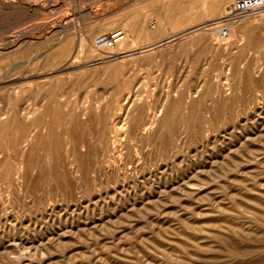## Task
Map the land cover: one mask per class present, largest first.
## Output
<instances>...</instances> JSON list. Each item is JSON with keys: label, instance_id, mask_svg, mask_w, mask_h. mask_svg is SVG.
Instances as JSON below:
<instances>
[{"label": "rangeland", "instance_id": "1", "mask_svg": "<svg viewBox=\"0 0 264 264\" xmlns=\"http://www.w3.org/2000/svg\"><path fill=\"white\" fill-rule=\"evenodd\" d=\"M127 1L59 0L57 65L52 33H0V264H264V17L216 47L264 10L158 46L226 0ZM128 15L139 53L87 58Z\"/></svg>", "mask_w": 264, "mask_h": 264}, {"label": "bare ground", "instance_id": "2", "mask_svg": "<svg viewBox=\"0 0 264 264\" xmlns=\"http://www.w3.org/2000/svg\"><path fill=\"white\" fill-rule=\"evenodd\" d=\"M129 1V0H128ZM127 1V2H128ZM236 0H226L223 4V11L220 15L214 16V15H208L206 20H202L199 22L198 26L194 29H189L188 31L184 32H177L176 30L172 32L171 36L167 39L165 43H158V46L164 45V44H170L171 42H174L178 38L180 39H187L188 36L195 35L197 33H200L203 30L211 29V33H217L213 32L221 25H224L225 23H228V17L231 15L233 6L235 4ZM73 2H77V0H73ZM80 2V0H79ZM234 2V3H233ZM59 4V0H0V33L1 34H7V33H21L25 31H36L40 30L43 32H46L48 34L52 33L53 37L50 39L53 45L60 44L61 48L55 51L51 54L50 63L52 65H57L64 61L68 57V50H66L65 47V38L67 37V34L69 33V27L68 23L73 19V17H82V11L77 10L74 11L73 15L66 14L61 19H56L57 25H53L54 21L49 20L47 18V11L55 8ZM89 9V8H88ZM89 13L92 17V20L94 22L99 21L103 18L100 9L96 8H90ZM259 15V14H258ZM256 16L253 20H248L242 23H237L235 25H231V36L228 38L222 37L221 32L219 33V40L222 41V44L220 43L216 47L219 49L221 47H225L224 49H230L229 47L234 44V41L237 39H233V36L240 35L242 40L246 39V33L249 30V28L253 27L260 19H262L264 16ZM263 15V14H262ZM40 17L44 18V20H40V22H35ZM243 19V18H242ZM232 21V20H231ZM93 22V23H94ZM113 24L109 21L105 22L102 27H99L98 24H92V29L95 27H99L102 29H113ZM233 24V23H232ZM101 25V23H100ZM179 25H173V29H178ZM187 30V29H186ZM202 33V32H201ZM135 31L133 30V27L131 25V17L128 15L127 18L123 21L122 26L114 29L113 31L109 33H101L99 35L92 36V38H89L87 43H83L84 47L86 46V57L89 58L93 56V54H97V56L101 58H112V59H118L120 57H129L133 56L139 51H125L124 50L128 47V45L133 42L132 36H134ZM180 34V35H179ZM232 37V38H231ZM214 38V37H213ZM235 38V37H234ZM195 42H201L203 39V36L201 34H197L196 37H191ZM224 39H227L226 41ZM3 40V39H2ZM215 40V39H214ZM218 40V38H217ZM224 40V41H223ZM240 40V39H239ZM241 40V41H242ZM213 41V40H212ZM15 42V41H14ZM13 42V43H14ZM64 43V44H63ZM9 44H12L9 43ZM15 44H17L15 42ZM64 45V46H63ZM157 43L150 44L148 46L138 48L142 49L141 52H147L152 51L156 47ZM237 45V44H236ZM235 45V47H236ZM232 49V48H231ZM122 54V55H121ZM67 65L63 66L59 71H63ZM52 85V83H50ZM21 86L19 87H13L10 90V93H8L7 96V105L4 106L1 109L0 116L7 115L10 113V110L13 108V99L11 96V92L20 90ZM54 87H52V90ZM186 119L191 122V117L187 116ZM10 123H13V120L6 119L3 121V124L8 125ZM148 128L146 127L145 130Z\"/></svg>", "mask_w": 264, "mask_h": 264}, {"label": "built area", "instance_id": "3", "mask_svg": "<svg viewBox=\"0 0 264 264\" xmlns=\"http://www.w3.org/2000/svg\"><path fill=\"white\" fill-rule=\"evenodd\" d=\"M264 10V0H237L233 6L230 17L234 21L240 20L242 17ZM222 37L228 38L229 30L224 28L221 31Z\"/></svg>", "mask_w": 264, "mask_h": 264}]
</instances>
